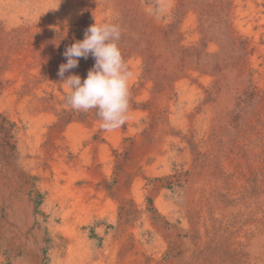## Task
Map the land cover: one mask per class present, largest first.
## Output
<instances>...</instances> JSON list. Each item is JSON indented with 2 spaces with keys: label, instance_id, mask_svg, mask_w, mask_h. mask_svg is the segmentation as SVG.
I'll list each match as a JSON object with an SVG mask.
<instances>
[{
  "label": "rangeland",
  "instance_id": "obj_1",
  "mask_svg": "<svg viewBox=\"0 0 264 264\" xmlns=\"http://www.w3.org/2000/svg\"><path fill=\"white\" fill-rule=\"evenodd\" d=\"M261 1L0 0V264H66L75 231L87 264H264ZM95 20L134 74L113 132L58 76Z\"/></svg>",
  "mask_w": 264,
  "mask_h": 264
},
{
  "label": "clouds",
  "instance_id": "obj_2",
  "mask_svg": "<svg viewBox=\"0 0 264 264\" xmlns=\"http://www.w3.org/2000/svg\"><path fill=\"white\" fill-rule=\"evenodd\" d=\"M120 37L119 25L95 20L85 30L82 40L65 49L66 63L58 69L60 81L67 91V106L78 112L96 110L99 128L104 132L124 126L130 109V81L134 74L118 46ZM89 56L95 62L83 80L78 74L65 77L66 72L78 67L80 58Z\"/></svg>",
  "mask_w": 264,
  "mask_h": 264
},
{
  "label": "bare ground",
  "instance_id": "obj_3",
  "mask_svg": "<svg viewBox=\"0 0 264 264\" xmlns=\"http://www.w3.org/2000/svg\"><path fill=\"white\" fill-rule=\"evenodd\" d=\"M259 1L262 2L261 0H259ZM69 9L71 12L76 11V8L72 5H69ZM256 11H257L256 13L260 17V22H263L264 21V8L257 6ZM260 32L255 34V41L257 42V44H258L259 37L261 35V34H259ZM263 36H264V34H263ZM67 131L71 133V135H70L72 138L71 140L74 142L75 138H76L75 135L79 134L81 131L83 132V127L78 125V124H71V126L68 128ZM68 172L72 173V170L68 169ZM64 189H65L64 190L65 195L67 196V194H68V196L72 199V201L70 202V208L68 209V211H71V209H72V211L75 209L76 210L78 209L79 211H81L85 215L86 211L88 209L90 210L91 207H93V205L95 204V200H88L87 197H85V194H84L85 191H81V189H79V188L76 189V188L72 187L71 183L70 184L67 183L65 185ZM58 196H59V194H58ZM61 198H62L61 202H63V203L67 202V200H66L67 197H61ZM64 200H66V201H64ZM68 211L64 213L65 217L68 216ZM73 236H74V241L76 242L77 246H76V248L74 247V250L71 249L72 253H71V256L69 257V259L67 260L66 264H87V261L90 258V251H89L88 243L86 242L84 235H82L80 232L75 231L73 233Z\"/></svg>",
  "mask_w": 264,
  "mask_h": 264
}]
</instances>
